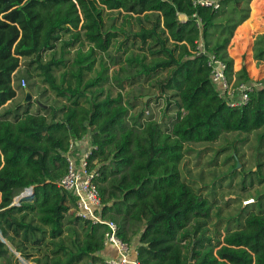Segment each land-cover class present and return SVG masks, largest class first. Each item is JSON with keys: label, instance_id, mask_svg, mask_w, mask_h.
I'll return each instance as SVG.
<instances>
[{"label": "trees", "instance_id": "trees-1", "mask_svg": "<svg viewBox=\"0 0 264 264\" xmlns=\"http://www.w3.org/2000/svg\"><path fill=\"white\" fill-rule=\"evenodd\" d=\"M218 1L214 10L191 0H0V264H19L6 242L34 264H106L105 227L78 218L75 198L57 186L70 142L86 136L102 216L135 243L137 264H264V194L240 209L235 228L209 235L211 204L180 171L185 144L254 132L264 144V79L231 108L207 67L212 54L229 82L253 84L227 53L252 0ZM252 52L264 63V34ZM22 79L54 98L37 91L35 112L12 107ZM139 79L156 97L142 100L154 92ZM158 101L161 119L146 113Z\"/></svg>", "mask_w": 264, "mask_h": 264}, {"label": "rangeland", "instance_id": "rangeland-1", "mask_svg": "<svg viewBox=\"0 0 264 264\" xmlns=\"http://www.w3.org/2000/svg\"><path fill=\"white\" fill-rule=\"evenodd\" d=\"M113 14L117 17L116 25L120 26L123 14ZM133 29H136L134 24ZM22 64H24L23 61H21ZM116 68L118 67H111L110 72ZM22 71L21 67V70L17 73V77L21 75ZM19 82L20 80H16L15 86H18ZM35 83L38 89L36 87H29L26 90L31 93L35 100H38L36 98V92L46 90V86L40 84L38 79H35ZM122 84V93H128L130 88L127 83L123 82ZM135 84L138 88L147 90L149 93L154 92L152 96L147 95L142 98V100L146 98L145 102L151 99V97H156L157 91L150 87L149 81L139 79L138 83L136 82ZM46 92L48 96L50 95L51 99L54 98L48 90ZM113 94L115 95L114 89ZM23 99L24 90L19 88L16 91V97L11 106H22ZM164 107L165 104L163 101H158L157 104H149V108L147 109L148 115L153 114L155 118L161 119V110ZM139 109L140 105L137 104L135 110ZM31 111H36V105L34 103H31ZM168 116L170 115H166V120ZM184 147L186 152L180 164L181 175L192 186L199 189L201 196L206 198L211 204L210 219L206 225L209 235L214 234L216 226L224 234L225 227L228 226L230 229L235 228L236 222L233 219L240 214V209L247 208V210H251L253 206L257 205L256 197L259 194H264V181L259 183L258 179L260 177L264 180V144L260 143L257 138V132H254L250 134H224L215 142L185 144ZM231 156L238 157L237 167L233 170L234 160ZM259 163L262 165L258 169L257 165ZM28 190L24 194L32 193L31 188H28ZM244 202L248 203L244 204ZM19 203L17 199L13 201V205H18ZM72 212L71 210L68 216ZM6 244L18 258L19 264H34L30 261L32 258L25 260L15 251V248L7 242ZM26 250L28 253L37 251V249H32L29 246H27ZM44 253L35 254L40 256Z\"/></svg>", "mask_w": 264, "mask_h": 264}, {"label": "built area", "instance_id": "built-area-1", "mask_svg": "<svg viewBox=\"0 0 264 264\" xmlns=\"http://www.w3.org/2000/svg\"><path fill=\"white\" fill-rule=\"evenodd\" d=\"M192 2L194 6L200 5L214 9L219 7L217 0H192ZM203 53V49L199 46L195 54L200 55ZM207 67L210 70L211 80L217 88L219 97L225 100L231 108L245 106L249 101L250 93L260 87V84L248 85L246 83L235 84L229 82L225 75L226 64L212 54L207 57ZM20 88H26V82L23 79L20 81ZM80 143L84 150L77 158L73 155L74 142H70L68 151L65 154L67 172L58 180L57 186L75 198L74 212L78 218L93 225L105 227L103 246L113 247L118 256L117 259L105 261L106 264H137L135 248H132L130 244L118 237V227L115 222L102 216L103 205L95 183L96 178L99 176L98 171L96 167L91 168L88 161L91 154V145L88 140ZM25 191L27 193L29 190L26 189Z\"/></svg>", "mask_w": 264, "mask_h": 264}, {"label": "crops", "instance_id": "crops-1", "mask_svg": "<svg viewBox=\"0 0 264 264\" xmlns=\"http://www.w3.org/2000/svg\"><path fill=\"white\" fill-rule=\"evenodd\" d=\"M217 2L219 5L218 0ZM261 34H264V0H252L249 4L248 19L237 27L227 48L228 56L233 60V72L236 73L242 67H245L250 80L253 82V84L248 83V85L258 84V82L264 79V63H256L253 59L252 52L253 42L255 38ZM231 82H234V79ZM85 140L89 141L88 136L78 142H74L75 150L73 155L77 158L84 150V147L80 142ZM26 197L27 195L23 198ZM131 246L132 248H135V243L131 244ZM101 257L105 261L118 258L115 249L111 246H104V251L101 254ZM132 257L135 258L134 256Z\"/></svg>", "mask_w": 264, "mask_h": 264}, {"label": "water", "instance_id": "water-1", "mask_svg": "<svg viewBox=\"0 0 264 264\" xmlns=\"http://www.w3.org/2000/svg\"><path fill=\"white\" fill-rule=\"evenodd\" d=\"M145 99L146 98L143 99L144 102L146 101ZM31 103H34L38 106H41V103L38 100H35L33 98V96L31 95V93L25 89L24 90V99H23L22 105H27V104H31ZM43 107L45 108V106H43ZM31 190H32V188H31ZM24 196H25V194L22 193L19 197L16 198L17 201L20 202ZM88 264H91V263H88Z\"/></svg>", "mask_w": 264, "mask_h": 264}, {"label": "bare ground", "instance_id": "bare-ground-1", "mask_svg": "<svg viewBox=\"0 0 264 264\" xmlns=\"http://www.w3.org/2000/svg\"><path fill=\"white\" fill-rule=\"evenodd\" d=\"M248 202H250V201H248ZM248 202H246V203H248Z\"/></svg>", "mask_w": 264, "mask_h": 264}]
</instances>
